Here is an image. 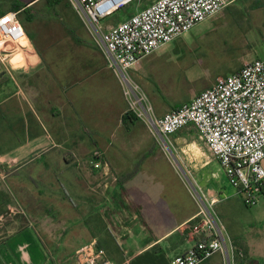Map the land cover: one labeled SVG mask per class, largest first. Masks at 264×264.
<instances>
[{"label":"crops","instance_id":"crops-1","mask_svg":"<svg viewBox=\"0 0 264 264\" xmlns=\"http://www.w3.org/2000/svg\"><path fill=\"white\" fill-rule=\"evenodd\" d=\"M42 1L45 9L38 12L43 14L50 8L45 0L0 3V16L17 13L29 42L27 52L13 58L18 56L19 64L0 59V183L8 187H0V206L5 211L0 213V230L13 231L0 237V244L21 226L16 215L24 210L34 221L28 225L35 226L40 251L48 252L49 264H73L75 252L91 241L111 260L108 255L112 253L105 249L110 245L107 237L115 243L124 240L132 253L125 264L156 245L168 260L184 253L188 247L185 225L198 207L171 166L169 155L194 189L219 199L214 209L221 219L222 206L240 197L193 127L170 135L165 150L155 141L145 124L128 111L124 86L106 66L88 31L47 30L45 38L54 40L43 41L46 51L41 50L28 26L34 23L38 14L34 8ZM228 1L252 3L256 13L264 15V0ZM62 3L71 9L66 0ZM20 14L29 25L20 20ZM209 28L199 29L195 36ZM58 38L66 40L58 42ZM142 59L128 74L138 69ZM140 91L154 118L197 95L169 104L164 97ZM92 159L100 162L99 168L93 167ZM165 170L179 180L178 188L186 190L187 208L162 189L159 178ZM67 197L77 199V204ZM227 228L235 246L242 238ZM111 229L121 235L115 236ZM25 248L19 247L18 257L0 254V264H16L8 257L17 259V264H33V255ZM246 257L243 264L251 261ZM202 264H224V260L215 254Z\"/></svg>","mask_w":264,"mask_h":264},{"label":"built area","instance_id":"built-area-1","mask_svg":"<svg viewBox=\"0 0 264 264\" xmlns=\"http://www.w3.org/2000/svg\"><path fill=\"white\" fill-rule=\"evenodd\" d=\"M135 0H66L81 20L106 66L124 86L128 111L141 120L165 150L168 137L193 127L210 155L218 161L228 184L247 208L264 196V61L256 59L201 91L189 102L161 117L152 108L128 71L143 57L172 43L195 26L222 11L228 0H155L115 25L101 26ZM29 46L17 13L0 16V59L10 61ZM94 158H97L95 154ZM92 159L94 168L100 162ZM98 160V158H97ZM193 187V186H192ZM197 214L185 225L188 247L169 264H202L220 254L224 264H234V252L226 229L217 216V197L194 189ZM73 264H115L95 241L81 246Z\"/></svg>","mask_w":264,"mask_h":264},{"label":"rangeland","instance_id":"rangeland-1","mask_svg":"<svg viewBox=\"0 0 264 264\" xmlns=\"http://www.w3.org/2000/svg\"><path fill=\"white\" fill-rule=\"evenodd\" d=\"M24 1L0 0V3L8 5L12 2L22 3ZM154 1L135 0L111 16L101 20L100 24L103 28L115 25ZM230 4H228L229 8L219 12L218 15L213 17L214 19L211 18L212 20L210 19L209 23L205 20L195 26L190 32L161 48L160 52L158 51L156 54L143 58L139 63L138 69L134 73L129 74L131 80L143 92L146 91L150 95L154 94L156 97H164L166 103L169 104L170 102L179 103L200 93L209 83L212 81L215 83L217 78L231 74L238 67L241 68L246 62L256 59L264 61V15L256 13L252 3L245 5L239 3L236 5ZM45 6V2L42 1L34 10L38 12L40 8ZM55 10L56 15L51 14L50 8L43 14L38 12L32 25L25 21L24 14L19 15L20 20L29 25L33 40L36 41L43 51H46V41L51 42L54 40L45 38L48 36L47 33V36H44L47 30L64 29L87 32L81 20L63 3L56 6ZM206 26H210V28L205 33L201 32L202 34L197 38L195 33ZM38 31L40 33L43 32L40 35L41 37L37 33ZM57 40L60 42L66 39L58 38ZM168 48H174L175 50L168 51L166 50ZM46 55L47 57L50 56L49 53H46ZM13 62L19 64L20 58L16 56ZM169 159L182 184L195 195L192 186L170 155ZM159 180L163 184L162 189L165 192L172 193L171 197H173L174 201H180L181 206L184 208L188 207L184 196V191L186 190L183 187L182 189L178 188L177 183L179 180L176 177H173L165 170ZM0 187L1 189H8L2 182ZM67 199L72 201L74 205L78 202L73 197H67ZM222 211H224L223 219L218 216L232 242L234 264H237L235 259L236 248L232 241L233 235H231L227 227L230 228L235 236L242 238L239 241L245 246L249 260H251L247 264H264V196L255 206L250 208H246L241 199L236 198L222 206ZM0 213L5 214L1 206ZM16 218L20 219L22 224L0 244V254L4 256L12 253L18 257L21 253L19 247L25 246V252L33 255V264H49L50 256L48 252L40 251V242L36 235L35 226L28 225V223L34 224L30 215L24 210H19ZM9 232L13 231L0 230V237L8 235ZM111 232L115 236L121 235V231L111 229ZM107 242L110 245L106 246L105 249L112 253L110 256L108 255L111 261L115 264H125V261L132 253L125 245L124 240L117 239L116 243L119 246L109 237H107ZM118 257L120 258L117 260ZM6 260L18 263L17 259L14 258L10 259L8 257Z\"/></svg>","mask_w":264,"mask_h":264},{"label":"trees","instance_id":"trees-1","mask_svg":"<svg viewBox=\"0 0 264 264\" xmlns=\"http://www.w3.org/2000/svg\"><path fill=\"white\" fill-rule=\"evenodd\" d=\"M45 1L47 2L48 6L52 9V11H56L55 7L61 4L65 0H45ZM235 248H236L235 259L237 261V264L239 262L243 263V260L247 258L246 257L247 251L243 249L241 242L235 243ZM119 253L120 252L118 250V254ZM120 257H118L117 259H119ZM128 264H169V260L166 258V255L164 251L161 249V247L156 245L132 258Z\"/></svg>","mask_w":264,"mask_h":264},{"label":"bare ground","instance_id":"bare-ground-1","mask_svg":"<svg viewBox=\"0 0 264 264\" xmlns=\"http://www.w3.org/2000/svg\"><path fill=\"white\" fill-rule=\"evenodd\" d=\"M12 64H15L14 62ZM17 64V63H16Z\"/></svg>","mask_w":264,"mask_h":264}]
</instances>
